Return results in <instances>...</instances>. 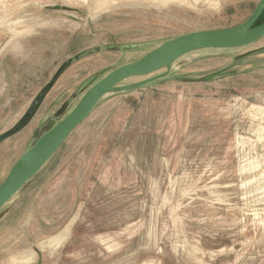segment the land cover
I'll use <instances>...</instances> for the list:
<instances>
[{"label":"rangeland","instance_id":"obj_1","mask_svg":"<svg viewBox=\"0 0 264 264\" xmlns=\"http://www.w3.org/2000/svg\"><path fill=\"white\" fill-rule=\"evenodd\" d=\"M259 2L0 0V136L31 113L0 144V184L106 74L238 26ZM0 264H264V38L194 52L155 85L105 97L0 211Z\"/></svg>","mask_w":264,"mask_h":264},{"label":"water","instance_id":"obj_2","mask_svg":"<svg viewBox=\"0 0 264 264\" xmlns=\"http://www.w3.org/2000/svg\"><path fill=\"white\" fill-rule=\"evenodd\" d=\"M263 13L264 0H260L250 17L238 26L199 31L171 39L151 50L141 59L106 74L86 90L75 107L59 122H56V116H52L47 128L30 140L6 179L0 184V211L44 168L67 138L90 116L105 97L155 85L168 77L176 62L194 52L241 49L255 44L264 38V21L258 23ZM109 49L101 47L86 50L73 57L67 65L74 64L93 53ZM203 58L205 57L193 58L190 62H199ZM165 69L166 72L162 75L136 84L123 85L129 79L147 77ZM62 70L56 78L63 72ZM25 119L27 114L15 129L1 135L0 144L15 135L19 127L24 125Z\"/></svg>","mask_w":264,"mask_h":264},{"label":"bare ground","instance_id":"obj_3","mask_svg":"<svg viewBox=\"0 0 264 264\" xmlns=\"http://www.w3.org/2000/svg\"><path fill=\"white\" fill-rule=\"evenodd\" d=\"M109 3H118V0H107ZM101 9V6H98L97 7V10L99 11ZM96 12V11H95ZM25 22H17V23H14L13 24V27H10V32H11V34H13L14 36H16V35H19L21 32L20 31H18V29L17 28H19V26H23V25H25L24 24ZM263 131V130H262ZM19 259H22L21 257L19 258Z\"/></svg>","mask_w":264,"mask_h":264},{"label":"crops","instance_id":"obj_4","mask_svg":"<svg viewBox=\"0 0 264 264\" xmlns=\"http://www.w3.org/2000/svg\"><path fill=\"white\" fill-rule=\"evenodd\" d=\"M33 30L31 29L29 32H32ZM28 32V33H29ZM27 34V33H26ZM23 36V35H22ZM21 37V36H20ZM19 37V38H20ZM18 38V39H19ZM15 39V38H14ZM11 42V41H10ZM10 44V43H9ZM4 49H6V48H4ZM97 65V64H96ZM0 162H3V163H5L6 162V155H5V153L4 152H0ZM23 255V254H22ZM22 259H20V260H24V258H26V256H25V253H24V256L23 257H21ZM26 260V259H25ZM28 261V258H27V260H26V262Z\"/></svg>","mask_w":264,"mask_h":264},{"label":"trees","instance_id":"obj_5","mask_svg":"<svg viewBox=\"0 0 264 264\" xmlns=\"http://www.w3.org/2000/svg\"><path fill=\"white\" fill-rule=\"evenodd\" d=\"M263 15V14H262ZM262 17V16H261ZM261 17H260V19L258 20V23H261L262 21H264V19H261Z\"/></svg>","mask_w":264,"mask_h":264},{"label":"flooded vegetation","instance_id":"obj_6","mask_svg":"<svg viewBox=\"0 0 264 264\" xmlns=\"http://www.w3.org/2000/svg\"><path fill=\"white\" fill-rule=\"evenodd\" d=\"M29 114H31V113H28L27 114V118H29L30 117V115ZM62 119V118H61ZM61 119H59L57 122H59Z\"/></svg>","mask_w":264,"mask_h":264}]
</instances>
